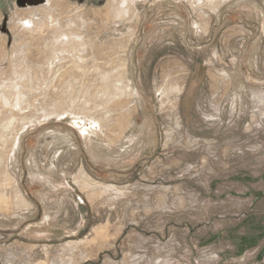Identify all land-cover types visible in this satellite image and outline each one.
<instances>
[{
	"label": "rangeland",
	"instance_id": "374dc122",
	"mask_svg": "<svg viewBox=\"0 0 264 264\" xmlns=\"http://www.w3.org/2000/svg\"><path fill=\"white\" fill-rule=\"evenodd\" d=\"M0 264H264V0H0Z\"/></svg>",
	"mask_w": 264,
	"mask_h": 264
}]
</instances>
